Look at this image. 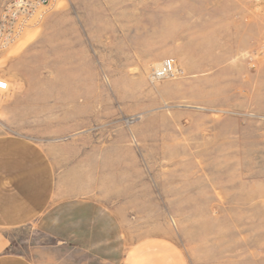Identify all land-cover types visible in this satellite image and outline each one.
I'll use <instances>...</instances> for the list:
<instances>
[{
	"label": "rangeland",
	"instance_id": "rangeland-1",
	"mask_svg": "<svg viewBox=\"0 0 264 264\" xmlns=\"http://www.w3.org/2000/svg\"><path fill=\"white\" fill-rule=\"evenodd\" d=\"M0 75V136L37 142L76 192L11 250L122 264L154 237L186 264H264V0H59Z\"/></svg>",
	"mask_w": 264,
	"mask_h": 264
},
{
	"label": "crops",
	"instance_id": "crops-1",
	"mask_svg": "<svg viewBox=\"0 0 264 264\" xmlns=\"http://www.w3.org/2000/svg\"><path fill=\"white\" fill-rule=\"evenodd\" d=\"M61 188L58 162L37 142L22 135L0 136V264H37L11 250L9 231L56 224L62 201L75 198ZM122 264H186L170 239L148 238L125 248Z\"/></svg>",
	"mask_w": 264,
	"mask_h": 264
},
{
	"label": "built area",
	"instance_id": "built-area-1",
	"mask_svg": "<svg viewBox=\"0 0 264 264\" xmlns=\"http://www.w3.org/2000/svg\"><path fill=\"white\" fill-rule=\"evenodd\" d=\"M59 0H8L0 9V50L15 43L27 29L39 25ZM174 59H165L152 73L160 80L175 75ZM9 81L0 75V91L9 89Z\"/></svg>",
	"mask_w": 264,
	"mask_h": 264
}]
</instances>
